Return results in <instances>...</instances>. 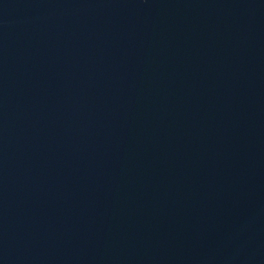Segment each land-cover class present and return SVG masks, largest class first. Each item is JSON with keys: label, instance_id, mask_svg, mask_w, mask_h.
<instances>
[{"label": "water", "instance_id": "1", "mask_svg": "<svg viewBox=\"0 0 264 264\" xmlns=\"http://www.w3.org/2000/svg\"><path fill=\"white\" fill-rule=\"evenodd\" d=\"M0 264H264V0H0Z\"/></svg>", "mask_w": 264, "mask_h": 264}]
</instances>
